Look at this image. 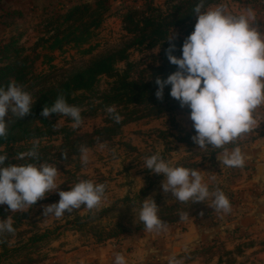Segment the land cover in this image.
Wrapping results in <instances>:
<instances>
[{
	"label": "rangeland",
	"instance_id": "1",
	"mask_svg": "<svg viewBox=\"0 0 264 264\" xmlns=\"http://www.w3.org/2000/svg\"><path fill=\"white\" fill-rule=\"evenodd\" d=\"M165 1L0 0V49L14 39V47L19 51L18 58L12 55L8 60L0 59V68L10 62H18L19 68L24 69V78L16 83L24 86L34 99L40 91L57 85L94 61L124 49L133 35L125 31L122 17L131 11L145 13L149 7L164 12ZM218 5L233 15L245 14L251 8L256 24L264 34V0H212L202 11ZM73 8H79L78 12L69 20H63ZM149 12L148 9L146 14ZM93 22L95 25L89 27ZM180 36V29L170 31L169 38L172 37V40ZM158 52L157 48L131 47L126 50L130 62H149L150 56ZM20 62L25 63L24 68ZM123 65L118 63L116 68L122 69ZM108 82L106 77H102L100 90L107 88ZM163 108L160 113H151L143 111V107L131 106L129 110L139 112L129 118L119 114L121 127L118 134L86 146L81 138L108 126L113 117L107 109L93 111L88 105H82L79 127H72L71 117L57 114L49 118L53 126L50 134L2 146L0 154H7L5 166L48 163L58 169L56 182L59 185L57 190L46 193L44 199L22 210L13 212L8 205H0L8 214L0 221L11 217L15 230L14 233L0 234V253L3 244L7 250L23 248L33 235L50 232L32 250L23 248L14 254L15 260L4 264H16L24 259V255L31 256V264H115L116 253L123 254L127 264H264V229L246 228L239 223L243 210L256 201L252 199L253 195L245 196L240 194L239 189H233V184L243 176L264 180V165L229 167L222 164L218 156L224 152L223 148L208 145L202 149L193 142L195 130L188 107L182 108L177 101L170 107L164 104ZM115 110L117 113L119 109L115 107ZM22 118L9 113L5 117L7 128ZM255 121L249 132L224 148L243 147L262 135ZM65 132L70 134L68 146L78 139L75 146L77 153L71 154L65 145ZM37 142V160L16 158L19 153L31 150ZM80 146L89 149V163L86 165L80 159ZM65 152L66 159L62 156ZM155 153H159L171 166L202 171L210 196L201 202H180L171 192L165 193L162 188L165 177L152 173L144 165L145 157ZM260 166L263 168L261 173L258 170ZM79 180L105 185L100 205L92 210L81 205L59 218L44 215L45 206L59 201V191L70 190ZM217 189L228 198L230 211L216 210L213 201ZM261 195H264V189ZM148 196L159 206L172 207L175 213V220L166 224L163 230L149 232L135 229L140 221L142 201ZM126 197L131 202L124 204L122 201ZM247 200L249 204H246ZM103 210L107 212L99 215ZM184 213H188L186 220L181 219ZM87 216L92 217V226L96 230H108L120 223L131 231L119 238L97 242L92 234L79 230L74 224L77 218ZM252 223H259L258 219L254 218Z\"/></svg>",
	"mask_w": 264,
	"mask_h": 264
},
{
	"label": "clouds",
	"instance_id": "2",
	"mask_svg": "<svg viewBox=\"0 0 264 264\" xmlns=\"http://www.w3.org/2000/svg\"><path fill=\"white\" fill-rule=\"evenodd\" d=\"M204 8L200 0L193 13L197 17L193 32L182 44V55H173L174 43L169 44L166 55L177 70L166 79L156 78L157 99L162 100L164 88L171 86L170 96L179 101L180 106L190 109L195 135L194 143L202 149L211 145L223 148L222 164L229 167H243L245 160L239 146L231 151L225 145L247 133L256 124L253 111L264 104V34L256 24L254 11L249 8L245 14L226 13L222 5ZM167 40L171 41L172 37ZM34 104L33 96L24 86L10 81L7 88L0 87V138L7 136L6 116L17 118L29 115ZM113 119L119 123L121 117L115 107L107 108ZM57 113L71 117L72 127L82 123L81 109L69 105L63 93L59 94L51 107L44 106L41 115L49 117ZM38 142L31 150L19 153L20 160L38 159ZM80 159L89 163V149L80 146ZM113 153L115 150H112ZM62 156L66 159L67 153ZM7 154H0V205L6 204L10 211H19L44 199L46 193L59 188L58 169L48 163L8 164ZM144 165L154 174L165 177L162 188L171 192L180 202H201L210 196L209 187L203 182L202 171L171 166L159 153L144 159ZM105 193L104 184L91 180H79L70 190L59 191V201L44 207V215L59 218L71 213L81 205L88 210L97 208ZM217 211H230V202L223 191L214 193ZM155 200L145 197L139 209V219L149 232L160 231L166 224L158 217ZM188 213L181 215L182 220ZM13 220L8 217L0 221V234L14 233ZM115 264H127L126 257L115 254Z\"/></svg>",
	"mask_w": 264,
	"mask_h": 264
},
{
	"label": "trees",
	"instance_id": "3",
	"mask_svg": "<svg viewBox=\"0 0 264 264\" xmlns=\"http://www.w3.org/2000/svg\"><path fill=\"white\" fill-rule=\"evenodd\" d=\"M212 0H203L204 6ZM200 3V0H166V9L164 12L149 7V14L130 12L125 14L122 19L124 29L128 34L133 35L132 41L124 49L117 51L114 54L108 55L91 63L86 68L75 72L67 77L62 82L55 86L46 88L39 92L34 97V104L29 115L22 119H17L7 128L6 138H0V148L22 141H28L32 138L42 137L50 134L52 123L49 118L54 117L57 113L51 114L49 117H44L41 112L44 106L51 107L56 97L63 93L69 105H74L79 108L82 105H88L93 111L99 109L105 110L108 107H117V114L126 115L125 118L132 117L139 110H129L131 106L143 107V111L151 113L164 110L163 105L172 106L177 102L176 99L170 96L171 86L167 85L164 88L163 99H157L155 93L157 85L156 78L166 79L168 75L177 70V66L171 64L166 55V49L169 44L174 43L176 50L173 55L180 57L182 55V44L184 39L189 36L195 25L194 7ZM79 8H73L64 15L63 20H69L78 12ZM158 14H154V13ZM95 23H91L89 27H93ZM180 29L182 36L176 40H167L172 29ZM16 40H10L0 49V59L8 60L12 55L19 57V51L15 48ZM135 48H148L159 50L155 56H150V61L130 62L126 50ZM118 63H124L122 69L116 68ZM24 68L25 63L20 62ZM20 66V67H21ZM24 70V69H23ZM23 70L19 68L18 62H10L0 68V87L7 88L10 81L19 82L24 78ZM102 77H106L109 82L107 88L100 90L99 82ZM96 103V104H95ZM108 126L96 129L90 134H85L83 138L84 145L91 146L97 140H107L119 133L121 123L114 122L112 118L107 123ZM68 132L64 134L65 145L70 149L71 154L77 153L75 148L76 143L69 145ZM65 146V147H66ZM144 192V191H142ZM131 199L126 197L122 203L127 204ZM158 217L165 224L175 220V213L172 207L159 206ZM107 210H103L99 215H103ZM8 216L5 209L0 208V218L5 219ZM92 217L77 218L74 222L78 229L92 234L97 242H103L109 239L119 238L124 233L131 231L130 228L117 223L116 226L106 229H98L92 226ZM91 225V227H90ZM135 229L143 230L145 226L139 221ZM50 232L40 235H33L29 238L28 244L24 245L25 249L32 250L38 243L44 241ZM23 248L7 250L3 244L2 252L0 253V264L6 263L8 260L14 259V254L22 251ZM15 260V259H14ZM33 262L30 255H24V259L16 264H31ZM15 264V263H14Z\"/></svg>",
	"mask_w": 264,
	"mask_h": 264
},
{
	"label": "crops",
	"instance_id": "4",
	"mask_svg": "<svg viewBox=\"0 0 264 264\" xmlns=\"http://www.w3.org/2000/svg\"><path fill=\"white\" fill-rule=\"evenodd\" d=\"M20 1L29 2L31 0H20ZM254 118L258 122L257 130L259 132H262L263 134L258 136L255 140H253L249 144H246L243 147L242 146L239 147L241 148V151L244 155V160H245L244 164H250V165L253 164L255 167H257L259 164L264 165V104H261L253 111V119ZM232 149L233 148H229L228 150L231 151ZM218 157L222 160L223 152L220 153ZM233 189L235 190L239 189L240 194H243L245 196L250 194L253 195L252 199L256 201L251 205V207H248L247 209L243 210L244 211L243 215L239 217V223L243 225L242 227L246 226L247 228L250 226L249 228L264 229V195H261V192L264 189V180H256L253 177L248 178L246 176H243L236 181V184H233ZM257 192L259 193L256 194ZM249 203L250 201L247 200L246 204ZM259 209H261L260 212ZM261 215L262 218H260ZM254 218L258 219L259 223H252ZM242 221H244L246 224H243Z\"/></svg>",
	"mask_w": 264,
	"mask_h": 264
},
{
	"label": "water",
	"instance_id": "5",
	"mask_svg": "<svg viewBox=\"0 0 264 264\" xmlns=\"http://www.w3.org/2000/svg\"><path fill=\"white\" fill-rule=\"evenodd\" d=\"M258 170L260 171V173L262 172V170H263V168H261V166H260V168H258Z\"/></svg>",
	"mask_w": 264,
	"mask_h": 264
}]
</instances>
